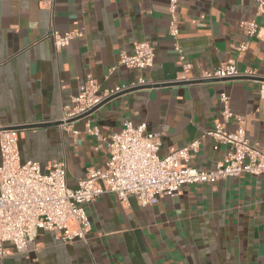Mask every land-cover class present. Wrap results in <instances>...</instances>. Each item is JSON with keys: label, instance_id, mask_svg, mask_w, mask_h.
<instances>
[{"label": "crops", "instance_id": "1", "mask_svg": "<svg viewBox=\"0 0 264 264\" xmlns=\"http://www.w3.org/2000/svg\"><path fill=\"white\" fill-rule=\"evenodd\" d=\"M168 0H0V127L18 131L20 162L42 171L64 162L68 187L91 169H105L107 138L125 120L159 134L160 154L197 140L188 166L212 170L227 152L205 136L220 119L219 95L244 118L246 137L264 150V14L255 0H178L177 45L169 36ZM254 22L249 37L245 24ZM73 33L56 49L50 33ZM148 43L151 67L119 65L122 52ZM246 43V49L235 47ZM253 71L256 78L178 82L219 65ZM87 78L102 94L116 86L146 84L116 95L90 115L61 124L64 108ZM226 128L235 131L230 120ZM1 163V155H0ZM91 222L86 240L62 243L39 231L32 246L0 264H264V178L240 176L214 184L183 186L174 197L141 206L111 193L85 205Z\"/></svg>", "mask_w": 264, "mask_h": 264}, {"label": "built area", "instance_id": "2", "mask_svg": "<svg viewBox=\"0 0 264 264\" xmlns=\"http://www.w3.org/2000/svg\"><path fill=\"white\" fill-rule=\"evenodd\" d=\"M255 1L257 13L264 14V0ZM177 3L178 0H168V33L175 41L174 50L183 60L176 43L179 34ZM245 27L249 37L256 36L254 22ZM49 36L55 48L61 49L76 34L52 32ZM245 49L246 43L235 47L236 51ZM153 59L152 47L146 42H138L131 53L120 54L119 65L143 71L152 66ZM184 69L188 70V66ZM185 71L176 81L210 82L257 77L253 71H239L226 64L196 77H187ZM145 85L139 78L137 82L99 94L98 86L87 78L84 90L72 98L71 106L64 108L61 124L88 116L105 100ZM260 94L264 96V82ZM219 102L220 119L215 120L204 134L216 145L227 149L224 159L214 169L206 171L187 165L197 151L199 141L161 155L159 134L147 131L145 124L134 126L130 120H125L121 130L107 138L102 137L96 127L87 126L89 135L97 140H107L108 159L104 170H89L74 189L67 185L64 162H54L44 171L35 162L21 163L17 129L0 127V259L27 251L39 231L53 233L62 243L85 241L91 229L85 205L102 194H114L124 203L129 195H133L138 204L145 207L156 204L162 197L176 196L186 185L214 184L244 175L264 178L263 148L248 141L244 118L231 112L226 93H220ZM230 120L237 125L232 132L226 128Z\"/></svg>", "mask_w": 264, "mask_h": 264}, {"label": "water", "instance_id": "3", "mask_svg": "<svg viewBox=\"0 0 264 264\" xmlns=\"http://www.w3.org/2000/svg\"><path fill=\"white\" fill-rule=\"evenodd\" d=\"M114 97H115V96H114ZM114 97H112V98H114ZM112 98H109V99L105 100L103 103H105V102H107V101L111 100ZM103 103H102V104H103ZM102 104H101V105H102ZM85 116H86V115H84V116H81V117H79V118H83V117H85ZM79 118H78V119H79ZM17 129H18V128H17Z\"/></svg>", "mask_w": 264, "mask_h": 264}]
</instances>
